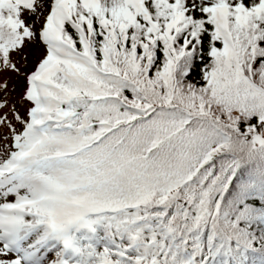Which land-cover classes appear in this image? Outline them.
Returning a JSON list of instances; mask_svg holds the SVG:
<instances>
[{"label": "snow or ice", "instance_id": "6c2138e0", "mask_svg": "<svg viewBox=\"0 0 264 264\" xmlns=\"http://www.w3.org/2000/svg\"><path fill=\"white\" fill-rule=\"evenodd\" d=\"M0 264H264V0H0Z\"/></svg>", "mask_w": 264, "mask_h": 264}]
</instances>
